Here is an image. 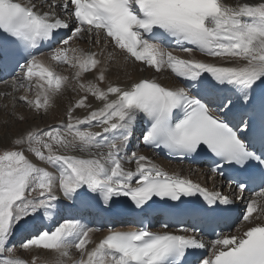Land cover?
<instances>
[{"label": "snow or ice", "instance_id": "6c2138e0", "mask_svg": "<svg viewBox=\"0 0 264 264\" xmlns=\"http://www.w3.org/2000/svg\"><path fill=\"white\" fill-rule=\"evenodd\" d=\"M57 9L68 19L58 16ZM59 30L70 34L48 56L75 69L71 78L30 51L53 41ZM76 40L99 51L72 47ZM8 47L28 52L22 76L12 87L34 92V99L18 98L34 112L47 114L73 81L83 95L67 110L66 123L27 130L0 149V264H29L14 255L10 241L21 221L51 219L58 191L67 200L95 194L107 203L128 197L140 208L154 197L181 201L199 195L210 213L227 211L219 206L244 199V181L236 183L238 194L230 198L164 171L146 155L132 152L125 160L121 153L139 120L146 125L144 145L180 158L207 156L215 164L211 172L219 176H224L225 165L245 172L257 166L262 190L247 201L242 216L250 227L242 232L237 227L238 234L214 233L208 241L187 227L109 230L95 243L91 233L98 229L65 219L20 247L53 253L51 264H264V0L235 6L224 0H0V54ZM193 52L225 63L196 59ZM137 63L143 66L140 71L168 70L191 83L167 87L140 78L121 86L108 79L114 66L126 72ZM89 73L92 77L85 80ZM204 74L211 80L202 79ZM192 88L217 95L205 99ZM225 92L231 95H219ZM90 97L100 106L93 107ZM78 109L87 111L74 115ZM217 112L239 115L243 128ZM26 152L47 167L38 166ZM72 249L79 253L77 259Z\"/></svg>", "mask_w": 264, "mask_h": 264}, {"label": "bare ground", "instance_id": "6f19581e", "mask_svg": "<svg viewBox=\"0 0 264 264\" xmlns=\"http://www.w3.org/2000/svg\"><path fill=\"white\" fill-rule=\"evenodd\" d=\"M224 2L228 5H233L235 6L237 3H243V2H251V0H224ZM46 10V9H45ZM72 47H79V48H83L85 51L88 50H93V51H99L98 47H93L90 43H86L84 40H78L76 42H73L71 44ZM177 55L183 57V58H189V54L188 53H183V52H176ZM192 57L196 58V59H200V60H204L206 62H210V63H216V64H223L225 63L224 61L220 60L219 58H211V57H204L202 56L200 53L198 52H193L191 54ZM42 59H44V61L46 63H50L53 67L56 68V70L63 75H67L70 78L73 76L75 69L70 68L68 65L64 66V67H60L57 66L55 63L51 62L50 60L47 59V57H42ZM143 67L140 64H136L134 66L130 65L127 69V71L125 72L122 69H119L117 67H113L112 70L110 71V73L108 74V79L111 80L113 83H117L120 84L121 86H126L128 83H131L133 80H137L140 78H150V79H155L157 80V82L161 83L164 86L167 87H186L187 85H189L191 82L189 81H184L181 78L176 77L173 73H171V71H164L161 73H156L153 69H147L145 68L144 71H140V68ZM92 77V74H85L84 79H90ZM208 80H211V77L208 76L206 77ZM103 86V85H102ZM20 89L16 90L13 89L12 87V83L10 84H6V85H2L0 86V123H8L9 128L8 131H5L4 133L1 132L0 130V147H7L10 145L11 141L14 138H17L21 133H25L27 130H47L50 127L53 126H61L62 124L67 122V116H66V112L69 109V107L75 103V101L77 99H79V97L81 95H83V93H79L76 90V86H75V81L72 82V87H69L65 92H67L70 97L67 100L68 101V105L65 108L64 104V100L62 98V96L58 97L56 102H55V107H53L52 109L49 110V112L47 114H42V113H36L34 112V110L31 109L30 112H28V116L31 118H33L34 120L31 121L28 125H26L25 127L23 126H14V119L16 116V120L17 117L19 118V121L21 120L20 117L21 115L16 114V110L20 108L21 105V101L18 99L20 96H24V95H20L17 96L16 93L17 91H19ZM197 90V88H192L191 91H195ZM14 91V92H13ZM72 91V92H71ZM64 92V94H65ZM228 95H231L230 92H225ZM5 97H8L9 99L12 100V98L14 99L12 102V111L10 112V115H8V111H4L3 109L5 108ZM90 103L93 104V107H98L99 102L95 101L94 98H89ZM7 101V100H6ZM10 104V103H8ZM18 105H20L18 107ZM57 114H55V111ZM86 109H78L76 111V113H74V115H81L83 116L86 113ZM19 113V112H18ZM22 113V112H21ZM55 116L54 118H51V116ZM14 116V118H13ZM53 119L54 121H50L51 119ZM21 122V121H20ZM139 122L138 121L136 127L133 129L136 130L138 129L139 126ZM13 126L15 128H13ZM83 127V126H82ZM94 131H99V128H94L92 129ZM26 147V146H25ZM133 152H137L138 154L141 155H146L150 160H152L155 164H157L159 167H161L164 171L170 173V174H175L178 176H181L183 178H187V179H191L194 183H199L201 186L206 187L209 189V191H217L220 192L224 195H230L226 194V192L224 193L222 191L223 184L217 180H213L212 182L208 181V175L207 172L200 168V167H189L188 165H173L170 163H166L164 161H162L161 159H159L158 157H156L152 152L147 151L143 148H136ZM26 155L29 156V159L33 160L34 163H36L38 166L40 167H47L46 165H44L42 162L37 161L32 154L27 153ZM131 153L129 154V152L127 151V149L121 153V156H123L125 158V160H127L128 157H130ZM125 167L127 168H135L134 164H125ZM52 170V169H49ZM57 195L60 197V199L56 202V207L49 209V213L51 214V218H54L55 221L57 219H60V222H63V220L65 219H69V216H66L62 213L63 210L69 209L68 214L72 215L74 213V210L76 209V207L79 204H83L84 206L87 204V202L91 201L93 199V197L95 196V194H89L87 199H74V200H67L65 198H63V195L61 192H57ZM230 197V196H229ZM232 197V195H231ZM240 207L243 208L244 204H240ZM41 213H43V209L40 210ZM39 215V214H38ZM33 218L29 217L28 221L26 222V224L24 225L23 229H26L28 227H30V225L32 224L30 221H32ZM38 226H41L42 224L44 225V227L46 229H51L52 227H54L55 223L57 222H53L51 223L50 220H48V218H42L41 220L37 221ZM259 222V221H257ZM20 225V226H23ZM19 226V225H17ZM240 226V225H239ZM248 227H250L249 224L247 223H242V225L239 227L240 231H244L246 230ZM17 228V227H16ZM33 228H36L35 226ZM233 234H238L235 231L233 232ZM107 233H102V232H93L91 233V239L95 242L98 243L100 240H102L105 236H107ZM94 244H90L88 247L91 248L93 247ZM28 251H34L36 253V257H38L39 259H42L41 262H43L42 264H44L45 261L53 262L55 259V256L53 253L46 251V250H28ZM72 255H73V259H77L79 257V253L76 252L75 249H72ZM30 256L28 255L27 260ZM23 259V258H22ZM30 264V263H29Z\"/></svg>", "mask_w": 264, "mask_h": 264}, {"label": "rangeland", "instance_id": "374dc122", "mask_svg": "<svg viewBox=\"0 0 264 264\" xmlns=\"http://www.w3.org/2000/svg\"><path fill=\"white\" fill-rule=\"evenodd\" d=\"M14 92V91H13ZM72 92V91H71ZM31 93H32V95L33 96H31ZM28 92V91H26L25 92V88L24 89H20L19 91H17V93H16V95L17 96H20V95H26V96H28V98L29 99H34L35 98V94H34V92ZM69 97H70V95L67 93V92H65V94H63L62 95V98H63V100H64V104H66V105H64V107L66 108L67 107V105H68V99H69ZM5 108L3 109V112L4 111H8V115H10V112L12 111V102H13V98H12V100L11 99H9L8 97H5ZM7 100V101H6ZM8 103H10V104H8ZM21 105L22 106H20V105H18V107L20 106V108L19 109H17L16 110V114H19V115H21V116H23L24 117V119L23 120H20L19 121V118L17 117V120H16V116H15V119H14V126H26V125H28L31 121H33L34 119L31 117H29L27 114H28V112H30L31 111V109L30 108H28L27 107V105L26 104H24L22 101H21ZM54 111H55V109H54ZM19 112V113H18ZM22 112V113H21ZM55 114H57L56 113V111H55ZM55 116L56 115H54V116H51V118H54L55 119ZM13 118H14V116H13ZM49 118H50V116H49ZM50 118V119H51ZM50 121H54L53 119H51ZM9 126L10 125H8V123H6V124H4V123H0V130H1V132L2 133H4L5 131H8V128H9ZM13 126V128H15ZM10 146V145H9ZM9 146H7V147H9ZM7 147H0V149H3V148H7ZM37 194H33V196H36ZM21 222H23V221H21ZM20 222V223H21ZM20 225V224H19ZM21 225H23V223L21 224ZM242 225V223L240 224V226ZM239 226V227H240ZM18 227V226H17ZM11 242V241H10ZM10 245H12L11 243H10ZM14 248V255L16 256V257H19V258H23V259H27V257H28V255L30 256L29 258H28V261L29 262H31V260L33 259V257H36V253L34 252V251H26V250H24V249H22L21 247H13ZM42 261V259H37V261H36V264H42L43 262H41Z\"/></svg>", "mask_w": 264, "mask_h": 264}]
</instances>
